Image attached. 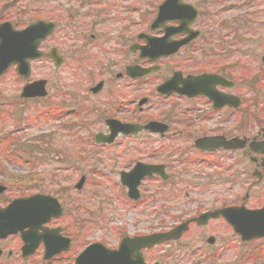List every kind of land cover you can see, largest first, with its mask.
Returning <instances> with one entry per match:
<instances>
[{
	"label": "flooded vegetation",
	"instance_id": "1",
	"mask_svg": "<svg viewBox=\"0 0 264 264\" xmlns=\"http://www.w3.org/2000/svg\"><path fill=\"white\" fill-rule=\"evenodd\" d=\"M181 1L197 11L195 19L186 25L190 33L197 32L196 36L177 51L151 59L142 52L148 39L156 38L159 43H162L159 38L163 39L170 47L187 34L180 32V20L175 17L162 21L155 28L151 27L159 4L151 19L145 14L134 19V14L142 10H136L132 0H0V23L10 22L16 30L38 21L54 24L52 33L38 44V51L46 56L29 61L30 76L27 79L17 76L14 66L5 73L13 69L18 79L26 81L36 80L31 78V63L34 61L47 60L50 69L54 70L66 67L68 73L56 76L55 84L46 75L39 78L46 82L45 98L25 100L49 103L45 106L47 115L54 122L62 123L63 136L69 137L67 144L72 139L74 147L82 141L86 142L87 148L116 146L112 158L126 157L135 150L139 152V155H134L140 159L138 161L162 164L169 175L166 180L156 175L144 178L140 181L139 190H145L148 182H157L159 187L173 190H176L175 187L177 190L186 187L184 198L189 199L191 206L197 209L190 217L206 210L234 205L260 208L264 205V56L260 58V51L256 53L252 48L245 49L247 38L245 29L240 27V17L232 18L230 25H224L228 32L232 31L233 40H218L212 31L220 24H211L209 7L220 9L219 13L227 10L243 12L247 7L253 9L257 20L258 14H264V0L261 2L263 7H257L259 0ZM223 3L227 5H220ZM5 10H11V18L6 17L10 15L4 14ZM243 15L253 17L248 13ZM25 16L29 18L20 20ZM261 23L264 26V20ZM258 59L262 61L258 63ZM130 68H150L151 71L138 75ZM200 76H210L205 87L216 97L184 93L186 80ZM246 76L247 80L255 81V89L246 83ZM170 78H174L172 87H169L172 91L158 92L157 87ZM245 90L257 93L258 98L253 100L257 105L246 104ZM111 122L124 125L122 128L125 130L127 125L148 128L134 135L121 129L113 131ZM93 124L99 130L91 138L86 137L83 132L92 128ZM81 137L84 139L81 140ZM201 138H214L216 142L227 143L230 147L198 150L195 142ZM120 144L125 152L117 151ZM134 144L137 145L135 149ZM76 150L79 152L80 146ZM128 152L130 154H126ZM187 155L192 157L191 164L198 167V172L189 177V183L181 178L182 170L176 171L174 167L177 161V166H182ZM115 166L109 169L110 172ZM207 195L210 196L208 205H215L205 209L201 198ZM5 205L0 203V207ZM210 221L202 226L190 223L181 238L190 231L206 229ZM55 222L51 220L46 227L56 226ZM128 235L138 236L140 233L131 232ZM124 236L115 239L111 248H116ZM14 238L18 239L17 236ZM8 239L0 240V260L10 259L11 252L13 254L10 249L4 252V244L11 246ZM174 242L154 245L150 249L142 248L139 255L146 264L159 262L160 256L150 257V253L161 250L163 245L172 246ZM205 242V248L193 246L191 251L199 256L212 254L201 252L212 246L207 239ZM20 245L17 244L19 258ZM180 245L178 249L189 247L187 244ZM41 251L43 248L40 245L35 254ZM75 255V250H69L56 255L48 264L58 260L66 263ZM138 259L140 256L136 257L133 253L128 261L137 264Z\"/></svg>",
	"mask_w": 264,
	"mask_h": 264
},
{
	"label": "rangeland",
	"instance_id": "2",
	"mask_svg": "<svg viewBox=\"0 0 264 264\" xmlns=\"http://www.w3.org/2000/svg\"><path fill=\"white\" fill-rule=\"evenodd\" d=\"M161 1L132 0L134 8L139 11L142 10L139 14H134V19L140 18L144 14L148 19H151L156 6ZM186 1L198 3L199 0ZM261 2L262 0H259L258 6H255L263 7ZM209 10L212 15L211 24H220L212 31V34L218 40H221V38L225 41L233 40L232 31L228 32L224 25H230L233 22L232 18L240 17V21H242L240 27L245 29V36L248 38L246 50L252 48L256 53L259 51L264 52V26L261 23L264 20V14H258L259 17L257 16L256 20L253 9L247 7L243 12L227 10L219 13L220 9L214 6H210ZM245 13L253 14V17L244 16ZM4 14L10 15L6 17H12L11 10H5ZM13 18L17 19V16H13ZM28 18V16L20 17V20L25 21ZM201 20L202 18L199 17V21ZM59 34L61 33L59 32ZM67 37L69 38L70 35ZM260 45L263 47L261 50ZM259 54L260 56L263 55V53ZM49 63L47 60L32 62L33 77L31 78L37 79L42 75H46L49 79L51 78L52 83H56V76L68 73L66 67L57 70L50 69ZM258 63H260V60ZM24 82L26 81L15 76L13 69L0 77V104L2 103L1 105L5 107H0V133L9 136V138H4L6 142L0 143V186L6 190L0 192V203L7 204L12 200V197L19 196V193L22 194L19 190L21 189L23 192V189L27 186L26 181H30L31 184L40 188L41 186L45 187L43 191L36 189L23 193L27 195L49 191L50 194L57 196L63 205L64 212L55 224L64 227L67 234L72 232L73 243L78 247L99 239L110 245L115 239L119 238L118 229H123V232L127 231V233L151 232L152 229L158 228L156 225L158 222H164L165 226H170L173 225L175 220L190 216L197 210L195 207H191V203H187L188 200H185L186 202L181 200L184 191L173 192L178 199L171 200L169 203L165 201V198L171 193L168 191H164L157 198H153L157 201L150 204L149 200L145 198L139 207L141 206L142 209L148 211L146 215L144 212H140V215L137 213L139 207L129 208L130 206L127 205L125 200V192L116 188L117 185H115L118 183L117 171L124 170L140 160L134 156L139 155V152L132 150L133 155L112 158L111 154L115 152L116 148L114 147L116 146L111 147L112 149L98 145L94 148H87L86 142L82 141L77 144V147H74L75 145L72 146V139H69L67 144L69 137L60 136L57 128H49L48 121L36 117L37 110L44 111L45 106L49 103L45 101H37V103L33 100H21L19 98V92ZM50 94L51 92H49V96ZM43 114H46V112ZM25 118L27 119L22 122L21 119ZM251 126H254L253 123H251ZM53 130H55V133H50ZM70 130L72 131V127H70ZM97 130H99V127L93 124L92 128H88V131L83 133L86 137L91 138V135H94ZM62 131H64V128H61ZM61 134L63 135V133ZM83 139L81 137V140ZM40 143H45L46 147L39 149L37 146ZM6 144L8 145L6 146ZM79 146L80 150L78 152L76 149ZM118 146L120 147L117 148L119 149L117 151L125 152L122 144ZM136 146L134 144L133 148L135 149ZM38 150L42 151V154L38 155L41 156V160L45 164L35 159ZM126 154H130V152ZM114 165L116 166L113 168V172H110L109 169ZM81 176L85 177V182L82 183L83 187H80V191H78L75 185ZM99 179H107V181H102L103 185L98 188L94 186V181ZM111 182L113 183L111 184ZM155 185L156 182L146 183V192L152 191ZM143 195L147 197L145 194ZM202 197L204 199L201 198V203L205 209L215 205H208L210 196ZM206 198L208 199L206 200ZM113 199H116L117 202ZM158 206L160 208H157L156 212L154 207ZM160 209L165 211L166 214H159ZM99 215L102 218L104 217L105 221L98 220ZM139 221H143L144 224L139 223ZM129 225H132V227ZM77 231H79V236L75 233ZM210 235L215 238L214 244L201 252L217 255L206 256L205 254L203 257L214 260L218 264H264V250L261 253L256 252L264 248V240L242 243L238 237L233 236L232 231L225 226L223 220H212L206 229L202 228L198 232L190 231L184 238L182 237L172 243V246L163 245L160 247L161 250L157 249L151 252L150 257H162V264H208L206 263L207 259L202 263L198 261L196 259L197 253L191 251V249L193 246L205 248V241ZM199 237L200 239H198ZM10 241L13 243L7 242L11 246L4 244L6 247L5 252L10 249L13 254L11 252L10 259L0 260V262L6 264H44L42 263L41 252L32 257L19 258L17 240L11 239ZM180 244H187L189 247L178 249L181 247ZM50 264H63V261H53Z\"/></svg>",
	"mask_w": 264,
	"mask_h": 264
},
{
	"label": "water",
	"instance_id": "3",
	"mask_svg": "<svg viewBox=\"0 0 264 264\" xmlns=\"http://www.w3.org/2000/svg\"><path fill=\"white\" fill-rule=\"evenodd\" d=\"M196 16V11L188 4L181 3L180 0H165L158 6V12L152 21L151 27H157L162 21L175 17L180 20V32L187 31L189 34L180 42L168 47L170 44L165 43L163 39H149L147 45L142 48L143 54L150 58L158 57L164 53H173L180 46L190 41L196 36V32L190 33L186 25L191 23ZM53 25L41 21L26 26L21 30L12 28L9 22L0 24V75L12 64H16L18 74L22 76L29 75L28 61L45 56L37 51L39 42L51 33ZM163 40V41H162ZM54 52H52L53 54ZM148 70H144L146 73ZM205 77V76H204ZM203 78V77H202ZM174 78L169 79L157 88L158 92L170 93L172 90ZM192 82L197 79H190ZM190 82L189 80H186ZM186 82V83H187ZM45 81H35L26 84L22 90V96H44L46 94ZM189 87L184 93H190ZM196 93V92H195ZM114 125L110 123L113 131L121 129L123 132H132L136 134L141 128L148 126ZM113 136L111 137V140ZM155 168L137 164L133 171L121 173V182L128 187V196L137 197L136 186L139 179L144 174H150ZM83 183L81 178L75 185L80 189ZM3 187H0V192ZM61 207L56 199L50 196L33 195L28 198L13 200L4 209H0V237L16 232L21 233L22 255H29L34 252L35 247L42 242L44 245V259H49L55 253L64 251L68 248V239L58 235L59 229L43 230L38 233L43 223H46L50 217H57L61 214ZM222 216L239 234L243 240L261 236L264 234V207L260 210H245L243 207L223 208L214 212H207L200 215L196 220L199 224H205L209 218ZM187 225L184 223L173 228L171 231L162 234L143 237L140 247H151L153 243L164 240L177 239ZM212 242V238L208 239ZM137 246H139L137 244ZM126 247L121 245L118 251L106 250L98 243L88 245L75 259V264H122L125 258Z\"/></svg>",
	"mask_w": 264,
	"mask_h": 264
},
{
	"label": "trees",
	"instance_id": "4",
	"mask_svg": "<svg viewBox=\"0 0 264 264\" xmlns=\"http://www.w3.org/2000/svg\"><path fill=\"white\" fill-rule=\"evenodd\" d=\"M252 85H254L253 83H251ZM2 104V103H1ZM0 104V107L2 108V107H4V106H2ZM8 113V112H7ZM44 112H42V115H43V117H45V115L43 114ZM9 116V115H8ZM39 113H37L36 114V117L37 118H39ZM3 137H5V138H8L9 136H8V134H2L1 135V133H0V142H2L3 140H4V138ZM51 139V138H50ZM8 144H6V146H7ZM39 149H42L43 147H46V144L45 143H40V144H38V146H37ZM38 154H42V151L41 150H38V152H37V156L35 157V159H38V160H40L41 162H42V164H45L42 160H41V156H39ZM26 183H27V186L23 189V192H25V191H34V190H36V189H38L39 191H43L44 190V188L41 186V188L39 187V186H37V185H34V184H31L30 183V181H26ZM19 192H21L22 194H20L19 193V196H23V195H25V193H23L22 191H21V189L19 190ZM77 238V237H76ZM78 241V240H77Z\"/></svg>",
	"mask_w": 264,
	"mask_h": 264
},
{
	"label": "bare ground",
	"instance_id": "5",
	"mask_svg": "<svg viewBox=\"0 0 264 264\" xmlns=\"http://www.w3.org/2000/svg\"><path fill=\"white\" fill-rule=\"evenodd\" d=\"M42 112H46L47 113V110L46 109H44V111L37 110V113H39V115H40L39 116V119H46V117H43ZM48 119H50L51 121H53L50 117H48ZM197 259L200 260L199 257H197Z\"/></svg>",
	"mask_w": 264,
	"mask_h": 264
}]
</instances>
